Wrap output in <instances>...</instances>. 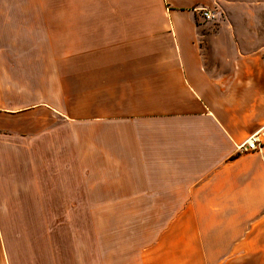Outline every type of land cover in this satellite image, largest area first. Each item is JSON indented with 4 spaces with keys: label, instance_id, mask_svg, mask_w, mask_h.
Returning <instances> with one entry per match:
<instances>
[{
    "label": "crops",
    "instance_id": "1",
    "mask_svg": "<svg viewBox=\"0 0 264 264\" xmlns=\"http://www.w3.org/2000/svg\"><path fill=\"white\" fill-rule=\"evenodd\" d=\"M54 1L56 43H0V264H264V41L235 34L264 0ZM51 208L138 209L146 235L19 246L5 225L101 220Z\"/></svg>",
    "mask_w": 264,
    "mask_h": 264
},
{
    "label": "rangeland",
    "instance_id": "2",
    "mask_svg": "<svg viewBox=\"0 0 264 264\" xmlns=\"http://www.w3.org/2000/svg\"><path fill=\"white\" fill-rule=\"evenodd\" d=\"M54 2V0H0V43H56V23L59 22L60 15L55 11ZM84 4L85 0H80V9L85 6ZM235 18L239 21L238 31L235 32L238 43L264 41V31H251L246 16H235ZM87 38L86 32H79L80 43H87ZM136 210L138 209H73L71 213L67 209L51 208L47 209V215H66L65 212L68 211V215H78L79 217L93 215L101 220L93 225L77 221L74 224H9L5 226L9 233L18 237L19 241L16 238V243L19 246H23L24 233L27 231L45 232L54 242L55 238L59 241L60 234L70 233L73 227H78L79 231L95 228L96 233L100 232L103 235L107 231L116 230L119 219H121V223L125 222L127 232L141 236L140 233H142V229L145 231L146 225L138 224ZM103 218L104 222H102ZM145 235L142 233L143 237Z\"/></svg>",
    "mask_w": 264,
    "mask_h": 264
},
{
    "label": "built area",
    "instance_id": "3",
    "mask_svg": "<svg viewBox=\"0 0 264 264\" xmlns=\"http://www.w3.org/2000/svg\"><path fill=\"white\" fill-rule=\"evenodd\" d=\"M200 16L202 19L209 21L214 19V14L208 10L200 9ZM262 144L257 134L251 135L244 143L237 147L239 152H260Z\"/></svg>",
    "mask_w": 264,
    "mask_h": 264
}]
</instances>
